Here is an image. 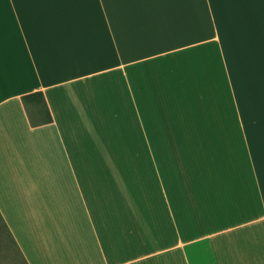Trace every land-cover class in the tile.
<instances>
[{"label":"crops","instance_id":"1","mask_svg":"<svg viewBox=\"0 0 264 264\" xmlns=\"http://www.w3.org/2000/svg\"><path fill=\"white\" fill-rule=\"evenodd\" d=\"M0 44L28 264H264V0H0Z\"/></svg>","mask_w":264,"mask_h":264},{"label":"trees","instance_id":"2","mask_svg":"<svg viewBox=\"0 0 264 264\" xmlns=\"http://www.w3.org/2000/svg\"><path fill=\"white\" fill-rule=\"evenodd\" d=\"M24 106L32 126H41L53 122V115L42 91L22 96ZM5 243L6 250L11 251L14 264H28L11 230L0 212V245ZM4 248V247H3ZM0 246V252L4 249Z\"/></svg>","mask_w":264,"mask_h":264},{"label":"rangeland","instance_id":"3","mask_svg":"<svg viewBox=\"0 0 264 264\" xmlns=\"http://www.w3.org/2000/svg\"><path fill=\"white\" fill-rule=\"evenodd\" d=\"M1 248L4 249L3 252H0V264H14V261H13V256L11 254V251H8L6 250V246H5V243H1Z\"/></svg>","mask_w":264,"mask_h":264},{"label":"snow or ice","instance_id":"4","mask_svg":"<svg viewBox=\"0 0 264 264\" xmlns=\"http://www.w3.org/2000/svg\"><path fill=\"white\" fill-rule=\"evenodd\" d=\"M2 44H0V63H2Z\"/></svg>","mask_w":264,"mask_h":264}]
</instances>
